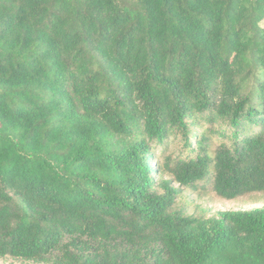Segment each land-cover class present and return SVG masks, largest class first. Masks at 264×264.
I'll use <instances>...</instances> for the list:
<instances>
[{"label":"trees","instance_id":"obj_1","mask_svg":"<svg viewBox=\"0 0 264 264\" xmlns=\"http://www.w3.org/2000/svg\"><path fill=\"white\" fill-rule=\"evenodd\" d=\"M199 185L264 193V0H0V262L264 264Z\"/></svg>","mask_w":264,"mask_h":264},{"label":"rangeland","instance_id":"obj_2","mask_svg":"<svg viewBox=\"0 0 264 264\" xmlns=\"http://www.w3.org/2000/svg\"><path fill=\"white\" fill-rule=\"evenodd\" d=\"M176 150L174 147L171 148V152ZM151 164L156 167V160L152 161ZM197 188V190L188 189L184 191L182 198L177 203V206L182 208L188 215L198 217L203 215L206 218H212L225 211H248L264 208V193H256L229 201L220 198L213 191L202 190V185L197 186ZM0 264L22 263L9 260L0 262Z\"/></svg>","mask_w":264,"mask_h":264}]
</instances>
